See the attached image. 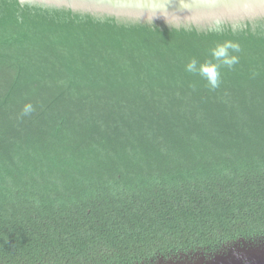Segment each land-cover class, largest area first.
Here are the masks:
<instances>
[{"label": "trees", "instance_id": "1", "mask_svg": "<svg viewBox=\"0 0 264 264\" xmlns=\"http://www.w3.org/2000/svg\"><path fill=\"white\" fill-rule=\"evenodd\" d=\"M223 29L0 0V264H165L264 245V30ZM226 39L239 63L212 91L184 67Z\"/></svg>", "mask_w": 264, "mask_h": 264}, {"label": "water", "instance_id": "2", "mask_svg": "<svg viewBox=\"0 0 264 264\" xmlns=\"http://www.w3.org/2000/svg\"><path fill=\"white\" fill-rule=\"evenodd\" d=\"M21 5L65 10L118 25L211 31L217 24L232 30L264 19V0H18ZM235 30V31H237ZM234 31V30H233ZM234 31V32H235ZM221 32V31H220ZM219 33V32H217ZM162 264V263H161ZM165 264H264V245L235 247L212 258L197 257Z\"/></svg>", "mask_w": 264, "mask_h": 264}, {"label": "clouds", "instance_id": "3", "mask_svg": "<svg viewBox=\"0 0 264 264\" xmlns=\"http://www.w3.org/2000/svg\"><path fill=\"white\" fill-rule=\"evenodd\" d=\"M240 26H236L233 30H237ZM211 31L220 32L223 31V26L217 24ZM241 52V45L234 40L226 39L222 42H218L210 48L208 52V58L203 61L193 57L184 67L185 72L198 76L206 82L209 90H216L222 83V68H233L239 63V53ZM35 111V107L32 103H25L21 109V118L31 115Z\"/></svg>", "mask_w": 264, "mask_h": 264}, {"label": "flooded vegetation", "instance_id": "4", "mask_svg": "<svg viewBox=\"0 0 264 264\" xmlns=\"http://www.w3.org/2000/svg\"><path fill=\"white\" fill-rule=\"evenodd\" d=\"M250 28L253 31H256L257 29L264 30V19H258L254 22H250Z\"/></svg>", "mask_w": 264, "mask_h": 264}]
</instances>
